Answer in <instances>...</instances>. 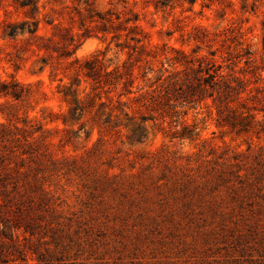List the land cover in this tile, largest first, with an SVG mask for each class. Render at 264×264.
I'll list each match as a JSON object with an SVG mask.
<instances>
[{
    "label": "rangeland",
    "instance_id": "1",
    "mask_svg": "<svg viewBox=\"0 0 264 264\" xmlns=\"http://www.w3.org/2000/svg\"><path fill=\"white\" fill-rule=\"evenodd\" d=\"M17 1L0 0V82L32 83L34 93L25 101L0 97V110L13 119L0 115V124L15 130L18 153L33 151L17 160L43 189L35 195L43 201L35 234L20 237L28 259L18 262L264 264V131L238 134L220 126L226 102L207 97L174 107L173 100L166 107L172 117L155 112L147 138L134 145L125 129L102 137L89 115L70 131L43 120L50 110L67 109L51 80L56 68L65 75L67 60L57 64L65 51L69 60L99 54L111 68L129 62L140 86H161L162 93L186 77L182 71L157 82L174 71L176 49L215 59L225 81L243 80L238 90L246 105L264 108V0H35L36 34L12 36L9 25L27 19ZM103 14L127 21L125 27L140 25L160 56L130 57L132 50L118 47L109 24L102 25ZM144 72L151 80H142ZM237 91L229 99L234 106ZM38 126L28 144L25 131Z\"/></svg>",
    "mask_w": 264,
    "mask_h": 264
},
{
    "label": "trees",
    "instance_id": "2",
    "mask_svg": "<svg viewBox=\"0 0 264 264\" xmlns=\"http://www.w3.org/2000/svg\"><path fill=\"white\" fill-rule=\"evenodd\" d=\"M17 3L25 9L24 14L27 19L11 23L8 34L12 36L25 32L36 34L38 25L36 21L31 22L30 19L34 18L39 6L35 0H22L17 1ZM99 16L102 19V25L109 24L110 29H112L109 32L113 33L112 38L118 40L117 46L132 50L129 52L130 57L134 53L135 58L146 56L155 59L160 56V53L154 50L150 40L148 43L144 41L145 37L142 35L140 25L125 27L127 21H115V18L104 14ZM102 30L106 31L107 29ZM122 36L125 37L123 41H121ZM130 40L134 43L130 44ZM175 52L178 53V56L171 59L173 60L172 65H175L174 71L167 76L163 74L157 79V82H164L171 75L176 78L182 71L185 72L186 77L180 78L182 80L181 85L174 82L173 86L165 87V93L161 92V86L150 85L147 89L140 86L139 77L134 73V68L129 62L117 64L111 68V65H106L104 57L99 54H94L85 59L74 58L69 60L70 52L60 53L57 64L61 65L62 60H67L62 71L65 75L59 76L56 68L51 73V80L58 81V93L61 100L66 103L67 109L60 113L50 110L47 116H43V120L47 124L61 122L65 126L64 131H70L69 125L79 122L80 127H82V119L89 115L93 123L98 126L102 137L106 134L119 137L120 132L125 129L128 143L134 145L143 143L147 138L149 133L147 123L155 118L153 115L155 112H158L162 117H172L171 111L166 107H171L170 104L173 100L175 102L173 106L177 107L182 102L183 104L191 103L212 97L222 103L226 102L227 114L221 118L220 126H227L231 131L238 134L249 132L259 134L264 131V127H258L262 121L264 123V115L263 120L258 118V113L264 112V108L256 109L246 105L244 91L238 90L243 82L242 79L232 78L225 81L223 65L217 63L215 59L207 62L204 56H189L184 51H177V49ZM43 62L44 66L49 64L44 60ZM72 71L73 75L69 77L68 82H64L68 72ZM148 72L142 74V80H151V77H148ZM37 83L41 84L42 80H38ZM235 91H237L235 94L238 96L236 106L232 105L233 99L229 100ZM33 93L32 83L24 84L17 80L11 83L0 82V97H6L12 101H25L30 99ZM178 100L181 101L177 102ZM9 105V107H13V103ZM0 115L5 117L9 123L13 122L10 113L0 110ZM26 120L27 117L22 119L24 122ZM15 129L21 131L16 125ZM41 129L42 126H38L25 131L26 134L23 137L28 144L34 143L30 141L29 137L35 140L34 133L41 131ZM175 134L177 137L183 136L179 131ZM17 140L15 130H11L8 124L1 123L0 264H22L18 260L27 261L26 245L24 248L21 247L20 237L23 236V240H27V233L34 236L33 227L37 220L41 219L39 215L35 214V211L39 209L43 201L41 199L37 202L40 196L35 195L41 194L43 189L37 184L35 175L20 169V162L17 160L19 155L32 154L33 151L18 153V149L14 148L17 146L12 145ZM8 246L15 248L18 253L17 257L10 255L9 249L6 248Z\"/></svg>",
    "mask_w": 264,
    "mask_h": 264
}]
</instances>
